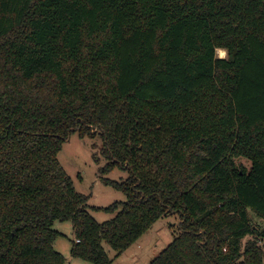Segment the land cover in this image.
I'll list each match as a JSON object with an SVG mask.
<instances>
[{
    "label": "trees",
    "instance_id": "obj_1",
    "mask_svg": "<svg viewBox=\"0 0 264 264\" xmlns=\"http://www.w3.org/2000/svg\"><path fill=\"white\" fill-rule=\"evenodd\" d=\"M75 132L99 136L100 176L127 173L101 177L125 197L107 222L58 161ZM248 211L264 221V0H0V264H66L56 222L72 258L111 264L165 213L149 264H264Z\"/></svg>",
    "mask_w": 264,
    "mask_h": 264
},
{
    "label": "rangeland",
    "instance_id": "obj_2",
    "mask_svg": "<svg viewBox=\"0 0 264 264\" xmlns=\"http://www.w3.org/2000/svg\"><path fill=\"white\" fill-rule=\"evenodd\" d=\"M216 53L221 58L219 50ZM101 149L102 142L99 136L80 138L75 132L63 143L57 156L60 165L71 178L76 191L88 196L89 207L98 209L89 211L98 223L107 222L115 216L114 213L103 211V209L114 203L125 201L123 193L104 185L101 177L116 182L124 181L127 178V173L117 167L106 175L100 176L99 170L106 164ZM236 164L246 168L251 166L250 161L246 159H237ZM248 217L252 225L264 226V221L256 217L251 211H248ZM178 223L177 216L173 214L157 220L138 241L119 256H115L114 252L105 245L104 248L112 259L111 264H149L172 242L173 235L177 233L176 226ZM54 229L62 235L54 240L53 249L65 256L66 264H90L69 255L68 250L71 241L74 240L72 225L69 222H56ZM250 238L249 236L245 237L241 241V246L243 247ZM257 244L264 251V242L259 243L257 240Z\"/></svg>",
    "mask_w": 264,
    "mask_h": 264
},
{
    "label": "bare ground",
    "instance_id": "obj_3",
    "mask_svg": "<svg viewBox=\"0 0 264 264\" xmlns=\"http://www.w3.org/2000/svg\"><path fill=\"white\" fill-rule=\"evenodd\" d=\"M219 56L221 57V58H224V56H225V54H226V51H224L223 49H219Z\"/></svg>",
    "mask_w": 264,
    "mask_h": 264
},
{
    "label": "water",
    "instance_id": "obj_4",
    "mask_svg": "<svg viewBox=\"0 0 264 264\" xmlns=\"http://www.w3.org/2000/svg\"><path fill=\"white\" fill-rule=\"evenodd\" d=\"M169 211H170V208H168L167 212H169ZM167 216H168V214L165 213V214H164V217H167ZM178 226H179V223H178Z\"/></svg>",
    "mask_w": 264,
    "mask_h": 264
},
{
    "label": "built area",
    "instance_id": "obj_5",
    "mask_svg": "<svg viewBox=\"0 0 264 264\" xmlns=\"http://www.w3.org/2000/svg\"><path fill=\"white\" fill-rule=\"evenodd\" d=\"M263 242V241H262ZM260 240H259V243H262Z\"/></svg>",
    "mask_w": 264,
    "mask_h": 264
},
{
    "label": "crops",
    "instance_id": "obj_6",
    "mask_svg": "<svg viewBox=\"0 0 264 264\" xmlns=\"http://www.w3.org/2000/svg\"><path fill=\"white\" fill-rule=\"evenodd\" d=\"M69 250H70V249H69ZM69 250H68V251H69Z\"/></svg>",
    "mask_w": 264,
    "mask_h": 264
}]
</instances>
